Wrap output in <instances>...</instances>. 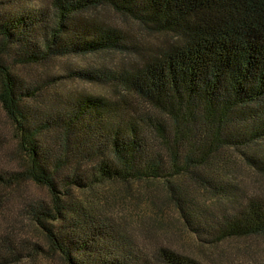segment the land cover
Segmentation results:
<instances>
[{"label":"trees","instance_id":"1","mask_svg":"<svg viewBox=\"0 0 264 264\" xmlns=\"http://www.w3.org/2000/svg\"><path fill=\"white\" fill-rule=\"evenodd\" d=\"M12 2L0 0V105L20 162L0 167V186L46 188L47 201L31 200L23 210L46 245L1 230L0 264L53 255L63 264H264L221 253L202 261L168 244L145 248L76 194L109 181L163 180L182 222L204 242L264 235V195L238 198L213 169L223 151L234 150L264 175V0H50L1 10ZM100 7L170 36L130 67L62 75L108 84L115 98L59 101L45 96L43 81L14 70L66 55L138 53L123 28L93 16ZM180 175L231 208L212 209L177 189Z\"/></svg>","mask_w":264,"mask_h":264},{"label":"rangeland","instance_id":"2","mask_svg":"<svg viewBox=\"0 0 264 264\" xmlns=\"http://www.w3.org/2000/svg\"><path fill=\"white\" fill-rule=\"evenodd\" d=\"M49 2L50 0H13L8 6L1 7V10L37 9L48 6ZM92 14L123 28L129 34L132 47H137L138 53L114 51L66 55L41 64L16 65L14 70L29 82L43 81L41 87L47 92L45 96H52L59 101L73 98L77 94L115 98L117 92L108 84L83 82L62 75L70 68L85 66H105L114 70L130 67L157 45L170 40L168 34L153 33L140 23L123 17L108 7H100L92 11ZM51 77L55 78L47 80ZM220 158L221 162L213 164V169H216L219 180L232 184L230 190L236 192L238 198L251 194L264 195V175L250 168L239 153L225 150ZM19 162L12 124L0 105V167L16 168ZM173 182L177 189L190 192L193 197L212 209H229L232 206L230 201H219L211 191L201 189L197 182L187 175H180L173 179ZM76 194L95 213L109 216L119 222L127 234L145 248L168 244L179 251L193 254L202 261L219 259L221 253L233 262H264V235L224 240L214 246L195 236L182 222L163 180L130 183L109 181L77 191ZM34 199L47 201L46 188L31 181L0 186V231L5 229L6 232L11 227L19 238L45 246L41 230L23 211L24 205ZM16 264L63 262L57 255H53L47 258L29 257Z\"/></svg>","mask_w":264,"mask_h":264}]
</instances>
